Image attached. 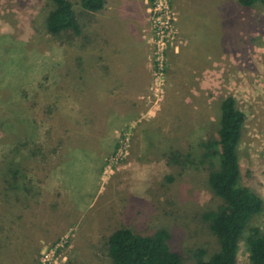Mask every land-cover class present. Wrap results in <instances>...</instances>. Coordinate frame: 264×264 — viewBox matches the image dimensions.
Returning <instances> with one entry per match:
<instances>
[{
  "label": "rangeland",
  "instance_id": "374dc122",
  "mask_svg": "<svg viewBox=\"0 0 264 264\" xmlns=\"http://www.w3.org/2000/svg\"><path fill=\"white\" fill-rule=\"evenodd\" d=\"M69 1L79 35L48 32L49 0H0V264H112L108 238L120 228L166 229L184 264L210 257L218 241L204 215L223 201L202 143L218 138L227 97L246 116L241 184L264 202V6L170 0L176 39L158 79L144 0H105L98 13ZM130 64L150 65L139 76L149 86L136 92L132 78L137 89L117 98L114 69ZM118 114L127 119L113 128ZM126 132L128 155L115 161ZM251 227L264 231V208ZM248 262L243 241L238 264Z\"/></svg>",
  "mask_w": 264,
  "mask_h": 264
},
{
  "label": "trees",
  "instance_id": "16d2710c",
  "mask_svg": "<svg viewBox=\"0 0 264 264\" xmlns=\"http://www.w3.org/2000/svg\"><path fill=\"white\" fill-rule=\"evenodd\" d=\"M54 8L47 20V30L52 35L72 31L79 35L81 27L73 4L69 0H49ZM244 8L264 6V0H238ZM81 7L98 13L105 0H80ZM246 122L245 114L237 107L234 97L225 98L220 106L218 138L202 143L204 158L216 157L211 162L208 184L213 194L223 201L217 210L208 212L204 219L218 241V250L208 258L200 250L195 264H238L241 242H245L248 264H264V231L251 227L252 220L262 213L264 202L260 196L241 184V167L238 147ZM216 162V163H215ZM16 181L20 170L10 165L8 169ZM170 232L161 229L152 236L137 234L130 228H120L108 238V255L112 264H184L180 252L169 246Z\"/></svg>",
  "mask_w": 264,
  "mask_h": 264
},
{
  "label": "built area",
  "instance_id": "2783aa9c",
  "mask_svg": "<svg viewBox=\"0 0 264 264\" xmlns=\"http://www.w3.org/2000/svg\"><path fill=\"white\" fill-rule=\"evenodd\" d=\"M149 21L153 32V42L155 44L154 64L152 71L158 79L164 74V54L168 46H172L176 39L175 14L170 6V0H146ZM175 30V31H174ZM175 50L177 48L175 47ZM157 79V80H158ZM157 92L158 89L155 88ZM131 133L126 132L119 141L114 160L119 161L126 157L129 152Z\"/></svg>",
  "mask_w": 264,
  "mask_h": 264
},
{
  "label": "crops",
  "instance_id": "0c3cea01",
  "mask_svg": "<svg viewBox=\"0 0 264 264\" xmlns=\"http://www.w3.org/2000/svg\"><path fill=\"white\" fill-rule=\"evenodd\" d=\"M145 3H146V0H144V4ZM139 19H140L141 34H142L143 33L144 26H145V22L144 21L146 20V18L144 16L143 17L141 16ZM144 51L147 52V50L145 48H144ZM141 59L139 58L136 61V58H133L131 63H135L136 64V62L138 63ZM131 65L132 64H130L129 66H126V67H122V68H120L119 66H117V69L116 68L114 69V73H116L117 75L119 74V76L116 77L117 75L116 74L114 75V73H113V79H112L113 88L114 89H117V91H114L113 90L112 93H115L117 95V98H118V95L121 94V90L122 89H125V91H126V89H129V88H133V89L136 88V85L137 84L135 82H133V84L130 85V80L132 78H133V80L134 79H137V81L141 79L140 80L141 83L137 85V86H139V88L138 89L136 88L137 91L135 90L136 92H139V93H142L143 94L144 93V90L149 86L148 85V81L145 80L143 77H139V76H142V75L144 76V72L145 71H147V73H149V71H150V73H151V67H150V65L148 66V69L146 68V70H145V67L144 68H140L139 67L138 69L136 67L137 70H134V69L131 70V68H130ZM123 76H124V78H123ZM128 85H129V87H127ZM140 100H142V102H145L146 105L148 104L147 101H144L143 100V97L142 98L139 97L138 99H136V102L139 104L140 103L139 102ZM116 109H118V108H116ZM125 115L126 114H124L123 116H119V114H118V117L116 115L115 124L113 122H111L112 127L114 128L118 123L124 122L127 119V118L125 119V117H124Z\"/></svg>",
  "mask_w": 264,
  "mask_h": 264
}]
</instances>
